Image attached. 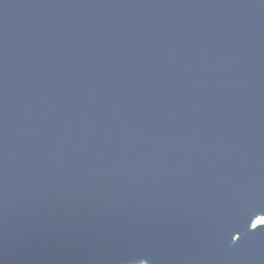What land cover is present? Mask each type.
<instances>
[{"label": "water", "instance_id": "obj_1", "mask_svg": "<svg viewBox=\"0 0 264 264\" xmlns=\"http://www.w3.org/2000/svg\"><path fill=\"white\" fill-rule=\"evenodd\" d=\"M264 0H0V264H264Z\"/></svg>", "mask_w": 264, "mask_h": 264}, {"label": "rangeland", "instance_id": "obj_2", "mask_svg": "<svg viewBox=\"0 0 264 264\" xmlns=\"http://www.w3.org/2000/svg\"><path fill=\"white\" fill-rule=\"evenodd\" d=\"M264 221V218H260L257 220V222H263Z\"/></svg>", "mask_w": 264, "mask_h": 264}]
</instances>
